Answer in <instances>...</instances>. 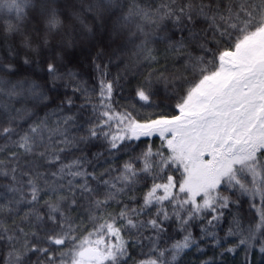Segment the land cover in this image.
<instances>
[{
  "label": "snow or ice",
  "instance_id": "obj_1",
  "mask_svg": "<svg viewBox=\"0 0 264 264\" xmlns=\"http://www.w3.org/2000/svg\"><path fill=\"white\" fill-rule=\"evenodd\" d=\"M107 9L103 0L88 7L98 15ZM133 16L147 23L171 20L180 31H188L174 50L182 51L190 42L201 53L187 57L194 81L177 103L176 115L141 120L131 109L118 110L113 97L121 86L107 80L101 65H96L101 73L98 103L93 105L96 118L85 135L70 138L66 127L50 129L47 118L18 132L17 117L26 109L16 108L15 103L45 97L33 81L0 77V117L9 124L0 130V137L10 139L17 149L8 152L10 166L0 167V178L7 181L0 185V264H127L130 249L137 246L149 248L139 264H178L185 250H199L196 238L187 231L192 221L207 219L200 238L220 242L214 229L234 203L224 193L237 191L253 201L259 197V219L254 226H245L242 217L235 216L226 235L240 236L241 246H252L264 236V0H208L206 4L162 0L154 9L134 7L122 17L121 27ZM199 17L208 27L194 31ZM59 27L52 13L48 31ZM143 32L138 24L131 36ZM142 50L148 52V60L153 59L151 49ZM0 71L10 76L12 65ZM47 72L59 78L58 63H48ZM151 87L149 81L135 91L144 105L151 106L155 94ZM66 103L70 106L73 101L69 98ZM72 120V116L64 118L63 125ZM156 135L166 142L167 156L148 148L118 169L110 164L104 167L107 158L102 152L67 163L61 156L72 149L83 151L78 146L92 141H102L108 156L129 148L135 151L129 142ZM4 151L0 147V153ZM149 179L152 185L143 202L130 206L129 202L139 203L136 193ZM42 194L48 197L43 204ZM83 205L89 210L93 231L81 240L73 235L77 228L70 214ZM112 205L119 210L100 223L105 219L103 210ZM170 220L186 234L161 249L158 240ZM52 246L67 250L57 252ZM260 251L264 252V244Z\"/></svg>",
  "mask_w": 264,
  "mask_h": 264
},
{
  "label": "trees",
  "instance_id": "obj_2",
  "mask_svg": "<svg viewBox=\"0 0 264 264\" xmlns=\"http://www.w3.org/2000/svg\"><path fill=\"white\" fill-rule=\"evenodd\" d=\"M99 2L102 0H0V69L8 65H12L13 68L12 75L0 71V77L33 81L40 85L45 97L43 100H30L26 104L15 103L16 108L26 109L17 117L18 132L26 131L29 125L47 118L50 129H56L58 126L66 127L70 138L85 135L84 130L90 126L89 122L96 118L93 105L98 103L101 79V73L96 70V65H101L107 80L118 81L121 86L113 97L118 110L131 109L141 120L154 118L160 114L169 117L178 114L176 105L181 102L183 94L194 81L187 57L189 54L194 56L201 54L190 42L184 45L182 51L179 48L174 50L173 46L187 38V29L180 31L168 19H157L156 23H147L135 16L130 18L128 24L121 27L124 24L122 17L128 16L134 7L150 6L154 9L162 0H103L108 3L107 11L98 15L95 10H88L90 4L95 5ZM176 2L180 4L184 0H176ZM187 2L199 4L201 0H187ZM203 2L206 4L208 0ZM52 13L56 14L60 27L56 31L49 32L47 26ZM138 24L143 25L144 32L132 37L131 34L137 31ZM207 27L208 24L203 17H199L194 31ZM10 28L13 30H9ZM145 47L151 49L153 59L146 58L148 52L142 50ZM53 61L59 65L57 74L59 78H53L47 72V64ZM69 73L75 75L70 76ZM149 81L151 90L155 93L151 96V106L144 105L135 96L137 88L140 85L147 87ZM69 98L73 101L70 106L66 103ZM68 116H72L73 120L64 126L63 120ZM3 127H9V124L0 117V130ZM53 139H62V137L53 135ZM129 143L135 151L129 148L127 151L108 156L102 141H92L78 146L83 151L72 149L61 153V156L67 163L77 156L86 155L91 159V154L102 152L107 158L104 167L110 164L111 167L118 169L130 158L139 157L148 148H151L153 153L163 152L165 156L168 155L166 142L156 136ZM0 147L5 148V151L0 153V161H3L0 167H9L8 152L17 149L6 137H0ZM97 170L103 169L98 167ZM179 175L180 173L177 172L176 176ZM6 183L5 179L0 178V185ZM151 185L150 179L147 186L140 185V190L136 193L139 203L129 202L130 206L138 207ZM224 194L229 195L234 203L229 209L224 210L225 215L219 227L214 229L220 242L216 243L211 238H200L201 228L207 224V219L203 223L200 220L192 221L187 231L196 238L199 250L195 247L185 250L178 264H205V262L264 264V252L260 251L261 245L264 244V236L259 237L258 242L253 241L252 246H241L240 236L226 235L235 216L242 217L241 222L245 226L249 223L254 226L259 219L258 209L262 206V202L259 197L253 201L249 197L241 196L239 191L235 194ZM46 199L48 197L42 194L41 204ZM253 203L255 207L252 206ZM118 210L117 205L104 209L105 219L99 222H106L107 217ZM70 215L75 220L77 228L73 235L83 240L93 231V221L87 206H80ZM8 223L11 224V220ZM185 234L186 232L181 230L175 220H170L158 240L159 247L170 248L173 243L182 240ZM144 243L147 244L146 241ZM52 247L57 252L67 250L63 246ZM228 248H233L234 251L229 253L226 251ZM148 251V247L140 246L130 249L127 264H139V261L147 258L145 254ZM35 259L36 257L33 256L32 260Z\"/></svg>",
  "mask_w": 264,
  "mask_h": 264
},
{
  "label": "rangeland",
  "instance_id": "obj_3",
  "mask_svg": "<svg viewBox=\"0 0 264 264\" xmlns=\"http://www.w3.org/2000/svg\"><path fill=\"white\" fill-rule=\"evenodd\" d=\"M154 137V136H153ZM156 137H159L158 135H156ZM160 138V137H159ZM160 139H162V138H160ZM209 157H207V156H205V159H208Z\"/></svg>",
  "mask_w": 264,
  "mask_h": 264
}]
</instances>
